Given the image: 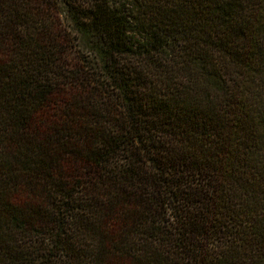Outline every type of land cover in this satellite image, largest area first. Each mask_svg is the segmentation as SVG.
I'll use <instances>...</instances> for the list:
<instances>
[{
  "label": "trees",
  "instance_id": "16d2710c",
  "mask_svg": "<svg viewBox=\"0 0 264 264\" xmlns=\"http://www.w3.org/2000/svg\"><path fill=\"white\" fill-rule=\"evenodd\" d=\"M0 264H264V0H0Z\"/></svg>",
  "mask_w": 264,
  "mask_h": 264
}]
</instances>
